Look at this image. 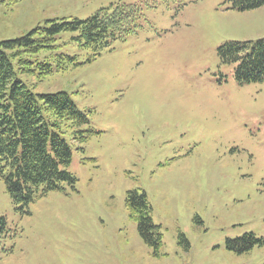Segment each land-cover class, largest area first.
<instances>
[{"label": "rangeland", "instance_id": "374dc122", "mask_svg": "<svg viewBox=\"0 0 264 264\" xmlns=\"http://www.w3.org/2000/svg\"><path fill=\"white\" fill-rule=\"evenodd\" d=\"M120 3L141 9L125 39L90 61L93 50L63 31L54 48L30 57L52 64L50 74H18L38 94L68 93L99 134L80 142L71 122L61 126L77 181L39 192L24 212L0 174V264H264V83L240 84L239 61L219 53L264 38V5L0 0V41ZM131 190L147 195L162 234L157 252L126 206ZM246 233L262 243L229 249L228 239Z\"/></svg>", "mask_w": 264, "mask_h": 264}, {"label": "trees", "instance_id": "16d2710c", "mask_svg": "<svg viewBox=\"0 0 264 264\" xmlns=\"http://www.w3.org/2000/svg\"><path fill=\"white\" fill-rule=\"evenodd\" d=\"M230 1L240 10L264 5V0ZM140 16L141 9L136 5L112 4L84 20H49V26H38L19 37L0 41V174L19 210L24 212L39 192L61 190L64 182L75 185L77 178L66 168L72 160V149L61 136L64 123L71 122L74 138L80 142L88 141L99 132L92 128L88 114L78 109L68 93L38 94L18 74L34 73L37 67L41 70L39 75L50 74L52 64L34 62L30 57L43 49L54 48L57 35L63 31L75 32L73 39L93 50L91 61L112 41L125 39L136 31ZM219 53L225 61H239L235 76L240 84L264 83V38L231 41L220 47ZM64 57L79 64L76 57L59 55L60 59ZM125 202L140 235L157 252L162 246V234L154 223L146 193L131 190ZM6 225V218L0 217V238ZM180 239L188 245L184 235ZM258 242L262 243V239L246 233L228 239L227 246L242 254Z\"/></svg>", "mask_w": 264, "mask_h": 264}]
</instances>
